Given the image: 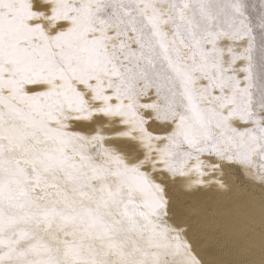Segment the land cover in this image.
<instances>
[{
    "label": "snow or ice",
    "instance_id": "snow-or-ice-1",
    "mask_svg": "<svg viewBox=\"0 0 264 264\" xmlns=\"http://www.w3.org/2000/svg\"><path fill=\"white\" fill-rule=\"evenodd\" d=\"M237 188L264 0H0V264H206L177 198Z\"/></svg>",
    "mask_w": 264,
    "mask_h": 264
},
{
    "label": "bare ground",
    "instance_id": "bare-ground-1",
    "mask_svg": "<svg viewBox=\"0 0 264 264\" xmlns=\"http://www.w3.org/2000/svg\"><path fill=\"white\" fill-rule=\"evenodd\" d=\"M235 194L240 200L229 205L228 199L222 209L203 210L202 216L192 211V205H177L178 215L200 233L206 264H261L264 260V196H252L243 188Z\"/></svg>",
    "mask_w": 264,
    "mask_h": 264
},
{
    "label": "rangeland",
    "instance_id": "rangeland-1",
    "mask_svg": "<svg viewBox=\"0 0 264 264\" xmlns=\"http://www.w3.org/2000/svg\"><path fill=\"white\" fill-rule=\"evenodd\" d=\"M228 199H230L229 205L232 204V203H234V202H236L237 200H240V198H239V196H237V194L231 195L229 197L221 198V200L220 199L209 200V199H207V198H205L203 196H193V197H190V198H186V197H183V196H179L177 198V205L179 204V202H182L180 205H182V204H185L186 206H191L192 205L191 207H194L192 209V211L194 209L195 210H198L197 212L195 210L193 212H195L197 216L200 215L198 213H201V216H202L204 211L206 212L207 210L212 209V207L215 210L222 209L223 208V205H228V202H227ZM217 200H219V201L217 202ZM212 203H213V205H212ZM217 205H219L220 207L219 206L216 207ZM177 210H179V209L177 208ZM183 214H185V212ZM246 214H247V212H246ZM216 216H221V215H216ZM239 217L242 218V215H240Z\"/></svg>",
    "mask_w": 264,
    "mask_h": 264
}]
</instances>
